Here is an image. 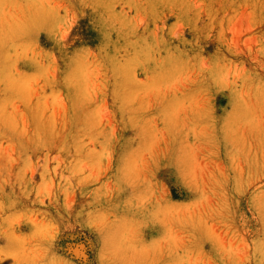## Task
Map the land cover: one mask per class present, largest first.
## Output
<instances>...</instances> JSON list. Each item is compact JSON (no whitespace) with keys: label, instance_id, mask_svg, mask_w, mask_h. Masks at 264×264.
Returning a JSON list of instances; mask_svg holds the SVG:
<instances>
[{"label":"rangeland","instance_id":"1","mask_svg":"<svg viewBox=\"0 0 264 264\" xmlns=\"http://www.w3.org/2000/svg\"><path fill=\"white\" fill-rule=\"evenodd\" d=\"M0 264H264V0H0Z\"/></svg>","mask_w":264,"mask_h":264},{"label":"bare ground","instance_id":"2","mask_svg":"<svg viewBox=\"0 0 264 264\" xmlns=\"http://www.w3.org/2000/svg\"><path fill=\"white\" fill-rule=\"evenodd\" d=\"M163 173V172H162ZM136 185V184H135ZM171 209V208H170ZM150 214V213H149ZM124 225H126V224H124ZM123 225V226H124ZM118 226H119V224H118ZM127 227V226H126ZM119 229V228H118ZM121 229V228H120ZM126 230V229H125ZM124 237V236H123ZM78 244V243H77ZM70 253V252H69ZM75 254H76V256L78 255L79 257H82L83 255H84V249H83V247H80V248H77V249H75Z\"/></svg>","mask_w":264,"mask_h":264},{"label":"snow or ice","instance_id":"3","mask_svg":"<svg viewBox=\"0 0 264 264\" xmlns=\"http://www.w3.org/2000/svg\"><path fill=\"white\" fill-rule=\"evenodd\" d=\"M67 40H68V41H72V40H73V36H69V37L67 38Z\"/></svg>","mask_w":264,"mask_h":264}]
</instances>
